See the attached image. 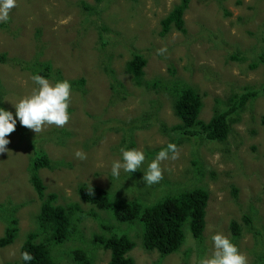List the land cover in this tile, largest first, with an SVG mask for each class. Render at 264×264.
<instances>
[{
	"label": "rangeland",
	"instance_id": "1",
	"mask_svg": "<svg viewBox=\"0 0 264 264\" xmlns=\"http://www.w3.org/2000/svg\"><path fill=\"white\" fill-rule=\"evenodd\" d=\"M178 2L17 0L8 22L0 23V54L6 58L0 61V93L6 110L15 113L14 105L38 87L30 79L34 62H49L69 82L85 80L83 87L72 86L64 126L46 125L35 133L18 122L6 137L11 142L9 152L0 154V237L12 208H18V234L12 244L0 247V264H21L22 243L36 228L41 201L29 182L35 150L54 163L39 171L45 192L54 193L58 205L78 206L70 239L51 245L56 264H75L71 253L76 248L85 250L92 264H109L110 251L95 244L94 237L113 232L133 241L128 256L135 264H200L212 255L211 238L217 233L245 253L248 264H264V95L234 116L225 142L169 131L180 122L172 109L179 84L200 93L204 121L215 107L226 109L229 96L263 84V66L252 70L249 65L264 52V0H190L183 17L186 34L172 29L160 37V21ZM134 54L146 59L142 87L125 72ZM47 79L56 82L54 76ZM169 143L177 146L178 158L161 163L159 183L146 184L143 172ZM125 147L144 151L146 160L137 172L121 170L116 179L111 165ZM77 151L85 158H78ZM81 185L106 189L115 202L139 199L144 204L205 188L203 237L196 241L184 227L185 241L176 253L146 251L142 223H119L110 211L82 202Z\"/></svg>",
	"mask_w": 264,
	"mask_h": 264
},
{
	"label": "trees",
	"instance_id": "2",
	"mask_svg": "<svg viewBox=\"0 0 264 264\" xmlns=\"http://www.w3.org/2000/svg\"><path fill=\"white\" fill-rule=\"evenodd\" d=\"M190 0H179L168 15L160 21L158 35L164 37L172 29L186 34L184 14ZM5 54H0V61H4ZM259 65L264 68V52L250 65L255 69ZM146 59L140 54H134L126 62L125 72L130 76L136 87L144 86V68ZM33 73L53 77L56 81L64 80L60 70H54L49 62H34L30 65ZM264 74V73H263ZM74 87H83L85 80L70 81ZM264 95V82L259 88H245L239 94L228 97V107L221 110L215 107L208 121L200 119L203 106L200 93L194 88L179 84L174 94L173 113L179 119V124L170 127L169 131L187 139H201L209 142H225L231 133L232 125L237 121L234 118L245 107V104ZM216 104L220 100H215ZM0 107L5 108L3 96L0 93ZM264 125V115L262 116ZM132 147V146H131ZM130 147V148H131ZM29 162V182L41 201L37 214V224L34 230L26 234L20 248L21 256L24 252L32 254L34 259L27 264H56L51 254V245H62L70 239L75 225L72 220L76 217L78 206L75 204L61 206L56 203L54 193H46L45 186L39 175L43 168H52L54 163L42 150H35ZM235 192V191H234ZM78 197L82 202L94 205L100 210L110 211L119 223L134 224L138 220L143 225L142 246L146 251L156 250L161 256L176 253L185 241L186 227L192 238L201 241L205 229V214L208 203V191L202 187L181 190L162 196L152 204H144L139 199L113 201L110 192L98 186L81 185L77 189ZM3 204H0L2 206ZM12 208L6 220V227L0 237V247L12 244L18 234V220ZM236 224L232 225L234 228ZM239 235L238 229L233 236ZM95 244L110 251L109 264H135L128 253L134 247L133 241L123 232H113L108 237L95 236ZM238 238V237H237ZM75 264H92L90 255L81 248L72 251ZM21 264H26L21 258Z\"/></svg>",
	"mask_w": 264,
	"mask_h": 264
},
{
	"label": "clouds",
	"instance_id": "3",
	"mask_svg": "<svg viewBox=\"0 0 264 264\" xmlns=\"http://www.w3.org/2000/svg\"><path fill=\"white\" fill-rule=\"evenodd\" d=\"M17 0H0V23L8 22L10 10L16 7ZM30 79L38 86L31 95L25 96L14 105L15 113L0 107V154L9 152L7 139L17 127H25L39 133L43 127L55 125L64 126L70 119L69 107L72 85L68 80H58L55 83L40 74H32ZM5 106V105H4ZM121 158L111 165L112 177L119 179L121 170L129 173L137 172L146 160V154L136 148H121ZM177 146L169 143L159 151L143 172V181L152 185L163 179L164 169L161 163L165 160L178 158ZM76 156L84 159L85 155L77 151ZM214 251L211 256L202 258L200 264H248V258L224 234L212 236ZM24 262L34 259L31 253L24 252L21 256Z\"/></svg>",
	"mask_w": 264,
	"mask_h": 264
}]
</instances>
